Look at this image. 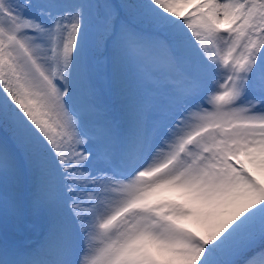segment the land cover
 I'll return each instance as SVG.
<instances>
[{
    "label": "snow or ice",
    "instance_id": "6c2138e0",
    "mask_svg": "<svg viewBox=\"0 0 264 264\" xmlns=\"http://www.w3.org/2000/svg\"><path fill=\"white\" fill-rule=\"evenodd\" d=\"M0 264H264V0H0Z\"/></svg>",
    "mask_w": 264,
    "mask_h": 264
}]
</instances>
